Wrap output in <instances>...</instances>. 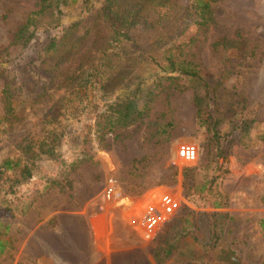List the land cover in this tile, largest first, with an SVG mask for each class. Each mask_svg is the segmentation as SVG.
I'll use <instances>...</instances> for the list:
<instances>
[{
	"label": "rangeland",
	"instance_id": "obj_1",
	"mask_svg": "<svg viewBox=\"0 0 264 264\" xmlns=\"http://www.w3.org/2000/svg\"><path fill=\"white\" fill-rule=\"evenodd\" d=\"M187 1L142 14L145 23L130 28L128 62L120 47L106 50L121 62L117 77L106 76L114 77V95L130 80L147 85L168 72L172 52L196 63L198 77H176L141 119L97 139L92 110L108 99L105 91L76 89L83 107L55 91L49 69L64 62L75 72L70 43L76 59L96 57L102 23L76 0L35 16L17 36L38 0H0V161L30 168L29 177L0 174V264H215L220 250L241 264H264V0H207L205 26ZM57 126L58 137L42 145L54 146L48 156L40 138ZM183 143L196 145L195 161L181 162ZM112 190L121 194L115 204L105 200ZM151 191L172 194L180 206L154 233H137L119 213ZM172 242L170 257L156 263L155 250Z\"/></svg>",
	"mask_w": 264,
	"mask_h": 264
},
{
	"label": "trees",
	"instance_id": "obj_2",
	"mask_svg": "<svg viewBox=\"0 0 264 264\" xmlns=\"http://www.w3.org/2000/svg\"><path fill=\"white\" fill-rule=\"evenodd\" d=\"M75 1L76 0H38L36 9L28 13L24 23L16 31V35L18 36L27 25L32 23L35 16L43 13H52L54 10L59 12L61 5L73 3ZM191 1L192 3L189 2L188 5L196 19L198 18L197 23L201 26H205L208 21L211 20V12L207 0ZM80 2L86 9V15L89 14L92 16L93 20L102 23L104 33L99 37L104 39L103 44H101L102 50H97L99 54L96 57H91L89 53V58L87 55H84L76 59L74 55L76 45L70 43L67 45L65 51L72 54V63L70 65L76 67L75 72L70 71L68 69L69 64L64 62L58 66L54 63L50 66L51 68L49 71H51V78L55 84V91L60 88L61 90H66L68 95H75L74 98L77 99V103H84L83 107H87V101L84 100L85 97L82 99L80 98V95L75 91L76 89H82L83 95H85L92 86H98V89L105 91L103 96L108 99H105L99 105L93 104L92 129L97 139H100V137L106 134L113 133L118 129L125 128L141 119L145 115L148 103L153 99L156 93L172 85L176 77H198L199 69L196 63L169 52L165 59L168 72L155 76L151 83L147 85L141 82V80L135 82L130 80L123 87V91L115 95L111 94L112 82H110V79L114 77H108L106 73L110 72L117 77L119 75L121 62L119 60L115 62L113 56L106 52L108 47H112L113 49H118L120 47L123 53L122 57L123 61H125L124 63L128 62L125 47H129L133 50L132 46L134 44V38L130 33V28L134 25L145 23V15L142 16L145 12H165L166 10L172 9L175 4H173L171 0H102L98 7H94L91 0H80ZM56 42L57 39L51 38V44L48 45V47L55 46ZM216 43H213V45ZM137 55L141 56V59L144 60L143 54ZM96 60H98V62L95 64ZM108 93L109 96H106ZM51 95V93H48L46 95L47 99L49 97L51 98ZM64 98L65 96L62 94L57 98L56 102L63 104V102L60 101ZM4 106L6 116L11 114L12 106L9 99L5 100ZM63 109H66V107L63 106ZM60 128L61 127L57 126L41 135L39 149L42 153L48 156L54 153L53 145L48 146L46 149H42V145L48 139L54 142L56 136L58 137L56 130ZM29 146L30 143L26 145V148L28 149ZM28 151L29 150H27V152ZM21 164L19 160L5 157L0 161V174L4 171L13 170L16 172V177H29V166L27 163ZM65 184L67 185V181H65ZM48 187H50V184L45 186V190ZM186 226H189V224ZM258 226L264 238V215L259 218ZM2 247V244H0V249H2ZM173 249V242L171 244L167 243L163 248H157L154 253L156 263H161L163 260L169 258ZM217 252V248L211 246L209 250L210 258H212V255L215 256ZM220 252L222 257H220L215 264H241L232 257L230 250H220Z\"/></svg>",
	"mask_w": 264,
	"mask_h": 264
},
{
	"label": "built area",
	"instance_id": "obj_3",
	"mask_svg": "<svg viewBox=\"0 0 264 264\" xmlns=\"http://www.w3.org/2000/svg\"><path fill=\"white\" fill-rule=\"evenodd\" d=\"M178 156L181 162H193L197 158V147L192 143L179 145ZM105 200L111 204L118 202L121 194L118 191L105 192ZM178 198L166 191L149 192L145 197H136L122 207L119 215H124L128 225L137 233L152 232L173 215L179 208Z\"/></svg>",
	"mask_w": 264,
	"mask_h": 264
}]
</instances>
